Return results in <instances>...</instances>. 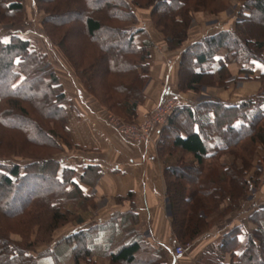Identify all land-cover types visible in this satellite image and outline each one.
<instances>
[{
  "label": "trees",
  "instance_id": "16d2710c",
  "mask_svg": "<svg viewBox=\"0 0 264 264\" xmlns=\"http://www.w3.org/2000/svg\"><path fill=\"white\" fill-rule=\"evenodd\" d=\"M72 2L81 6L78 13H73L78 14L82 22L81 29L78 27L75 29L78 34L77 46L80 53L82 51L87 53L89 60L88 66L83 68L85 73L79 75L86 89L93 92L103 106H108L109 101L112 102L116 111L121 112L131 123L136 122L139 106L146 102L145 86L150 79L148 60L153 47L151 39L146 36L145 27L136 25L140 16L134 5L142 10L145 9L144 11L148 9L156 30H160L168 38L170 48L174 49L182 47L184 41L188 39V26L193 11L206 10L215 4V0H130L129 2L96 0L94 5L89 0ZM62 3L67 4V0L59 1L58 5H63ZM8 5L11 10H18L22 6L17 2ZM58 8L59 6L55 7V13H58ZM222 8L224 9L221 7L220 10ZM217 9L215 11H219V7ZM51 10L53 13L54 9ZM51 13L45 16L46 21H50ZM236 13L235 28H223L213 34L202 36L183 51L179 68L181 90L194 89L195 84L203 85L208 76H214L216 80L218 78L223 85L227 80V64L232 60H237L243 65L240 69L242 72L250 77L255 75L252 60H264L261 52L264 48V33L255 34L260 28L264 32V0H248ZM102 31L103 35L99 36L98 33ZM65 36L64 40L71 42L70 36H66L67 38ZM31 45L28 40L14 35L9 42L0 46V86L3 89L1 98L6 95L12 97L18 92L21 98L32 99L33 95L27 96L22 92L23 89L48 90L52 81L58 78L52 70L51 62L44 60L45 54ZM73 46L75 48L76 44ZM223 49L226 51V57L220 59L217 72L208 71L216 62L217 53ZM67 58L73 66L82 68L77 55H73L72 51ZM262 77L264 72L255 76L259 80ZM64 87V83L60 82L57 87L52 85L51 89L59 98L58 101L67 99L70 103V98L66 94L67 89ZM99 90H103V96ZM49 99L50 96L46 94L43 98L44 103L55 105V108L50 111L48 107V113L45 112L44 116L59 121L62 119L66 123L65 129L69 130V121L73 120L69 111L71 105L67 107L63 101L58 105L56 102L49 103ZM261 100L264 101V87L259 93L239 103L208 100L194 108L178 106L161 128L158 144L162 151L160 156L166 164L163 172L172 216L171 230L182 243L193 241L207 230L210 222L206 221V212L211 210L208 195L221 189L230 191L231 194L228 195L231 196L237 193L238 197L244 193V186L248 182H242L243 185L240 186L236 183L237 171L240 167L234 169L228 165H218L214 161L219 160L222 154L230 152L246 162L244 152L239 154L235 148L241 147L244 141L249 140L252 145H260L264 148V105L260 107L256 105ZM42 103H39L41 105L39 109L43 112L45 104ZM11 108L0 112V119L3 120V125L7 123L8 127L18 128V120L8 118ZM29 128L35 131L33 121L29 124ZM47 138L50 141L52 139L48 136ZM176 150L180 151L181 160L188 155L191 157L190 162H187L183 168L173 165L170 161L169 157L173 158ZM248 152L253 156L252 148ZM207 160L213 161L206 165ZM60 165L59 159H48L34 161L26 165L23 170L20 164H13L8 167L9 173L0 171V219L3 220H0V264H59L65 261H68V264H79V259L92 257L94 251L100 252L102 247L94 241L96 236L105 233L107 230L105 227L111 226L112 229H117L118 225L115 222L79 228L61 240L50 243L47 249L49 254L46 256H41V253L35 254L34 243H26L23 246L12 239L10 234L12 229H9L11 219L20 226L25 224L24 217L28 213L34 219L32 210L35 209L36 203L47 204L51 198L48 196L58 197L59 193L63 194L67 191L68 183L74 185L73 192L76 194L65 195L70 198L89 196V192L82 189L78 182H73L72 178L67 176L65 178L66 170L63 171V175L60 174ZM247 168H244V172ZM99 169L100 165L89 164L81 174V181L91 186ZM35 175L49 177L51 183L44 188L36 185L38 190L35 192V188L27 190L26 188H32L36 184ZM235 188L240 190L236 191ZM24 192L25 196L21 197L20 194ZM133 196V192H128L120 197L132 202L123 220L131 217L135 223L139 217L134 212ZM216 196L220 197L218 194ZM64 197L66 196L60 198ZM55 205L56 202L46 209V211L51 210L46 214L49 219L44 232L50 234V237L54 230L69 220L67 212H61ZM261 210L264 211V208ZM258 212L260 213V210L253 212L249 217V221L253 222L250 223L249 231H246L241 224L240 226L237 224L224 234L221 252L229 251L230 255H228L231 258L230 261L222 264H262L256 255L262 248L264 250V221L261 224L256 223ZM118 216L121 215L116 213V217ZM122 231L121 238L111 242L105 251L106 257H109L113 263L162 264L161 257L154 252L151 244L144 242L136 227L123 228ZM243 234L245 238L241 239L240 235Z\"/></svg>",
  "mask_w": 264,
  "mask_h": 264
},
{
  "label": "rangeland",
  "instance_id": "374dc122",
  "mask_svg": "<svg viewBox=\"0 0 264 264\" xmlns=\"http://www.w3.org/2000/svg\"><path fill=\"white\" fill-rule=\"evenodd\" d=\"M59 1L61 0H54L50 2H47L45 0H0V46L2 47L5 42H9L11 40V37L14 35H18L22 39L28 40L30 44H32L31 46L36 47L42 53L45 54L44 60L51 62L52 70L55 72L56 75H58V78L52 81L51 86L53 85L57 87L58 85H60V82L64 83V88L67 89V97L70 98V103L67 101V99H61V101H58L59 98L56 97V94L54 93V90L51 89V86L48 89L49 91L45 89L40 90L39 88L35 90L37 92H35L34 90L30 91L28 89H23L24 91L22 92L24 94H26L27 96L33 95L35 97L34 98L32 96V99H26L25 97L21 98L18 92L14 93L12 97H8L6 95L7 97L5 96L1 98L3 89L0 86V112H4V109L8 110V108L13 107L11 108V113L8 114V118H13L14 121L18 120L19 122L18 128H11L8 127L7 123L6 125H3V120L1 121L0 119V171L3 173H9L8 167L13 164H20L23 170L25 169L26 165L34 161L59 159L61 161L59 169L60 174L63 175V171L66 170L67 173L64 174L65 178L66 176L67 178L70 177L72 178L73 182H75L74 179L77 176V165H80L81 161L79 158H77L76 153L86 155V152L92 149L91 147L89 148L86 146H82L81 143L79 145V143L75 140L74 132L71 129L72 120L69 121V130H66L64 127L66 123H64L62 119L59 121L56 118L44 116L45 112L48 113V107L50 111H53V109L55 108V105L48 104L47 102L44 103L43 98L44 96L46 97V94L50 96L49 103L56 102V104L58 105L59 103L62 104L63 101V104L67 107L71 105L72 107H69V111H71L72 117H75V114L80 112V108L82 109L83 103L81 102L83 100L87 101L91 104V106H93L95 110H99L101 112L102 117H104L108 121L107 125L109 127L112 126L107 117L110 114L121 118L125 123L140 125L145 118L143 115L147 114L148 112H153L160 100H158L157 105L153 109L147 110V112L139 113L136 122L133 123L129 122L126 119V116L121 114V112L116 111L112 102L109 101V104H107L108 106H103L100 99L95 94H93V92H91L90 90L88 91V89H86L83 80L81 79V75H79L81 73H85L83 71V68L88 66L87 63L89 61L87 58V53H84L83 51L82 53H80V49H78L77 46L78 34L75 32V29H77V27L81 29L82 22L80 21L81 17H79L78 14L73 13H78V11L81 9V6L77 3H73V0H67V4L62 3L63 5H58ZM89 1H91V3H93L94 5V1L96 0ZM127 1L129 2L130 0ZM247 1L248 0H215V4L209 6V9L193 11L191 15V21L188 26V39L184 41L182 47L187 44L188 40H190L192 36L196 35V37H202L205 35H210L215 33L216 31L223 29L221 28L222 26L228 28H235L237 21L236 11L243 8L244 4L247 3ZM15 2L22 5L21 8H19L18 10L9 9L8 4ZM56 6H59L58 13L54 12ZM217 7H219V11H215L218 10ZM221 7H224V9L222 8V10H220ZM51 9H54L53 13H51ZM134 9L137 10L138 16H140L136 25H144L145 23L149 22L154 26L152 22L154 20H152V17L149 15L148 9L144 11L145 9L142 10L135 5ZM49 12L52 16L51 19H49L50 21H46L45 16L50 14ZM144 15L145 17L147 16L146 20L144 18ZM27 30H30V32ZM159 31L160 30H158V32ZM259 33H264L261 28L255 34L258 35ZM65 35L70 36L69 39H71V42L70 40H64ZM98 35L102 36L103 31L99 32ZM162 35L164 36L163 33ZM164 38L170 50L177 49H171L168 38H166L165 36ZM74 44H76L75 48L73 46ZM90 47L91 46H89V49ZM70 51H72L73 55H77L79 60L78 62L82 65V68L80 66V69H78L70 63L67 58V55ZM261 52L262 55H264V48L261 49ZM80 60L85 65H83ZM254 62H262V64L264 65V60L261 59L256 60ZM231 63L239 65L240 68L243 66L237 60H232L228 64ZM60 64L70 69V75H68L66 70H64L65 68H63L64 71H62V67H60ZM226 71L227 80H225L226 83H224L223 85H221L222 81H220L218 78L216 80L214 76H208L203 85L195 84V88L193 90L194 92L191 91V93H193L192 95L194 96L193 99L199 97L200 99H213L215 101L227 100L229 103H239L248 98L249 96L259 93L260 90H262L264 87V77H262V79L260 80L256 78L255 80L258 82V84H260V86L255 91L251 90L250 92H244L242 91L241 87L244 85V83H246L245 81L247 79L251 80L254 78L252 76L250 77L247 73L242 72V70L233 71L232 68L230 69V67L228 66ZM99 91L103 96V90ZM224 94H228V96H224ZM81 95L83 96V100L81 99L80 101ZM41 102L45 104L43 112L39 109L41 108V105L39 104ZM256 105H258L259 107L263 106L264 101H258ZM32 121L35 125V131H32V128H29V124ZM162 127L163 126H157L154 128L151 127L149 129L150 136L149 138H147V140L152 138V134L155 131H161ZM47 136L52 138L51 141L48 140ZM72 140L74 142H72ZM147 140H143L141 142H145ZM141 142H139V144ZM139 144L135 145L139 146ZM255 146L256 145H252V143L248 140L244 141V143L241 144V147H235L236 150L239 151V154L241 152H244L246 156L244 157V159L246 160V162H243L242 159H238L236 154L233 155L230 154V152L222 154L219 160L214 161L218 165H228L230 166V168L234 169L240 167L239 171H237L238 181H236V183L239 186L243 185L242 182L248 183H246L244 186L245 190L243 191L242 189L244 193H241L238 197L236 196L237 193L231 196L228 195L231 194L230 191L222 189L219 192H215L211 195H208V199L211 203V210L206 212V221L210 222V224L208 225L207 230L203 233L205 236L207 235V231H210L212 227L214 228V230H221L223 227H225V225H227L229 221L230 222L228 223V226L232 227L236 226L237 223L241 222L240 219L244 217L249 220L250 215L258 210H260V213L258 212L259 214L257 215L256 223L261 224V222L264 221V211L261 210L264 208V148L260 145L256 147ZM251 148L254 152L253 156H250L248 152V150H251ZM158 153L160 155L162 154L160 144H158ZM180 156V151L176 150V152L173 153V158H169H171L170 161H172L173 165H178L179 168H183L185 164H187V162H190L191 157H189L188 155L185 156L183 160H181ZM212 161L213 160H207L205 161V163L206 165H208ZM220 161L222 163H220ZM246 167H248L246 169L247 171L244 172V168ZM84 169L85 167L83 168L82 173L84 172ZM73 171H75V173ZM101 175L102 174L100 170L93 183H91V190L88 191L89 196L87 198L82 196L70 198V196L65 195L76 194L75 192H73L75 190L74 185L72 183H68L66 186L67 191H65L64 189L65 192H63V194L59 193L58 197L56 195H49L48 198H51L48 200L47 204L43 202L36 203L37 205H35V209L32 210V214L35 216L34 219H32V215H29L28 213V215L24 217L25 224H21V226L18 225L16 221H13L11 219V221L9 222V224L11 225L9 229H12L10 231V234H12V239L17 241L18 243H21L23 246H25L26 243H34L36 247V249H34L35 254L41 253V256H46L49 254V250L47 249L50 243L57 240H61V238H63L67 234L77 230L79 226H82L80 220L88 219L86 222H90V224L88 225L90 227L96 223L94 222V220L91 221V219H93L94 217L96 218V216H100L101 213L104 212V210L111 206L113 207L115 204L121 205L122 203H125V199L123 197H120L124 196L123 194L114 195L106 193L104 195H98L96 193L97 191H95V189H93L92 187H94L96 182L100 179ZM34 180L36 181V184L32 188H26L27 190H34L35 188V192L36 190H38L37 187H35L36 185L43 186L42 188H44L45 186H48L51 183L49 177L37 176L34 178ZM235 189L236 191L240 190V188ZM68 191L69 193H67ZM25 192L21 193L20 196L24 197L26 194ZM217 194L220 195V197L216 196ZM61 196L66 197L61 199ZM55 202V207L60 208L61 212H67V214H65L67 215L69 220L65 222L61 227L57 228L52 232V239L50 240V234L45 233L44 229H46L48 225L47 221L49 218L46 215L47 211L49 212V210L51 209L47 211L46 209L53 203L55 204ZM127 208L130 207L127 206ZM115 211L116 212L109 216L110 220L108 223L115 222L116 224H118L121 222V217H116V213L118 212L117 210ZM0 220L3 221L2 219ZM248 222L249 224L253 223L251 220ZM14 223H16L17 226L14 225ZM239 224H241L246 231H249L248 226L246 227L245 224H242V222ZM95 232L96 230L94 231V233ZM173 235V240L169 242L172 252L175 253L176 247L179 246V244H182L184 246L183 254L191 253V251L193 250V245L195 244L194 241L198 239V237L193 241H189L188 243H182L180 240H178L175 234ZM243 235H240L241 239L245 238V235L244 237ZM94 253L95 254H93L92 257L86 259H79V264H118L113 263L109 257H106L107 252L105 253L100 250V252L94 251ZM227 253L228 252H226L225 254L228 257ZM256 255L261 260V263L264 264L263 248ZM203 257L204 258L198 260L196 264H212L213 261H216L214 258L215 256L210 257V255H205ZM165 259L166 257H161L160 261L162 264H170L173 260L170 257H168V261H166ZM59 264H68V261ZM122 264L127 263L122 262ZM136 264L144 263L136 262ZM176 264H178V262Z\"/></svg>",
  "mask_w": 264,
  "mask_h": 264
},
{
  "label": "crops",
  "instance_id": "0c3cea01",
  "mask_svg": "<svg viewBox=\"0 0 264 264\" xmlns=\"http://www.w3.org/2000/svg\"><path fill=\"white\" fill-rule=\"evenodd\" d=\"M144 18L146 20L147 16L145 17L144 15ZM143 26L147 30L146 36L151 39L153 47L151 48V55L148 60L150 79L146 84V102L139 106L138 113L153 109L157 105L158 100L166 94L178 98L180 102L179 107L194 108L204 103V101L213 100L200 99L199 97L196 98L197 100L193 99L194 96L191 91L194 92V89L184 91L179 86V68L182 61V53L189 45L200 40L202 37L192 36L184 47L170 50L164 36L160 31L158 32L155 29V26L149 22ZM221 28L229 29L225 26ZM27 31L30 32V30ZM225 54L226 51L224 49L219 51L216 56V62L208 71L217 72L220 59H224L226 57ZM254 61L256 60L252 61L255 74L253 75L254 79H247L245 81V86L241 87L244 92L255 91L260 86L255 80V76H259L264 72V67H262L264 65L262 62ZM233 65L237 64H227L233 71H238L243 67L240 68L239 65ZM60 67H62V71L66 70L68 75H70L69 68L61 64ZM63 68L65 69L63 70ZM224 96H228V94H224ZM81 99L83 100L82 95L80 96V101ZM225 101L228 102L227 100ZM81 103H83L82 109L80 108V112L75 114V117H72L71 129L79 145L81 143L82 146L91 147L92 150L87 151L86 155L76 153L77 158L81 161L80 165H77V176L74 181L78 182L82 189L90 191V186L81 181L83 168L91 163L100 165L99 171L101 170L102 175L92 188L97 191L98 195L106 193L125 195L128 192H133V202H135L134 212L139 217L135 223L131 217L122 219L126 216L125 212L131 208L132 203L130 200L125 199V203L121 205L115 204L114 208L111 206L104 210L100 216L91 219V221L94 220L96 222V225L99 223L107 224L110 220L109 216L116 212L115 210L121 215V222L117 224L116 230L112 229L113 227L111 226H107L105 227L107 229L105 233H102L101 236H96L97 238L94 243L102 247V252L108 249L111 242L121 238L123 228L136 227L144 242L151 244L157 255L162 258L166 257V261H168V257L173 259L170 264H176L177 262L178 264H196L205 255H210V257L215 256L216 261H213L212 264H222L230 261V252H221L224 234L235 227L228 226L230 221L221 230H214L212 227L210 231H207L206 236L204 234L200 235L194 241L195 244L191 253H180L177 255L172 252L169 242L173 240L174 233L171 230L172 216L170 215V205L167 199V187L163 172L166 164L158 153V141L161 137V131H155L151 139L141 142L139 146H136L118 134L112 126L109 127L107 125L108 121L102 117L99 110H95L87 101L83 100ZM210 115L213 116L212 113ZM127 206L130 208H127ZM87 220H80L82 226H79L78 229L89 227L90 222H86ZM240 220L243 225L245 224L246 227H249L248 219L244 217ZM226 252L229 254V260L225 254Z\"/></svg>",
  "mask_w": 264,
  "mask_h": 264
},
{
  "label": "built area",
  "instance_id": "2783aa9c",
  "mask_svg": "<svg viewBox=\"0 0 264 264\" xmlns=\"http://www.w3.org/2000/svg\"><path fill=\"white\" fill-rule=\"evenodd\" d=\"M179 105L180 102L176 97H161L160 102L153 112H148L143 115L145 118L140 125L125 123L121 118L116 117L113 114H110L107 117L115 131L132 143L139 144V142L149 138V129L151 127L164 126L168 122L170 114ZM183 251L184 246L179 244L175 249V254L179 255L180 253H183Z\"/></svg>",
  "mask_w": 264,
  "mask_h": 264
}]
</instances>
